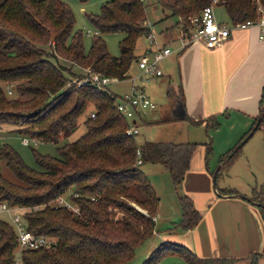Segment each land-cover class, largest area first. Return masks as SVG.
<instances>
[{"label":"trees","instance_id":"16d2710c","mask_svg":"<svg viewBox=\"0 0 264 264\" xmlns=\"http://www.w3.org/2000/svg\"><path fill=\"white\" fill-rule=\"evenodd\" d=\"M209 1L160 0L167 10L161 19L174 17L167 29L178 26L186 33L189 17ZM257 3L264 7V0H218L217 5L226 15V23L234 24L255 19ZM144 6L141 0H109L99 13L88 15L100 33L122 34L119 54L112 56L104 40L96 35L85 50L82 33L74 29V14L64 0L0 3V125L9 123L15 126L12 131L57 144L58 152L52 156L33 150L38 164L35 169L27 166L11 146L0 147V159L5 160L17 179L10 181L0 173V202L22 207L28 229L54 237L50 246L25 247L17 253L16 229L0 218V264H125L135 247L156 230L160 201L140 164L135 163L138 147L141 164L160 163L174 188L179 189L198 143L157 140L137 146L134 136L126 134L128 121L114 107L115 93L87 81L65 87L68 73H76L68 69L73 66L118 80L129 76L138 58L136 41L149 30L144 23ZM8 84H14V94L19 98L8 96ZM49 94H54V102ZM88 103H92L95 117L89 115L83 120L85 127L80 136L59 144L77 128L78 117ZM260 106L251 127L259 117L256 128L262 130L264 139V90ZM234 152L226 155L225 161ZM207 153L209 148L204 159ZM63 195L78 210L52 202ZM177 195L180 214L170 220L165 229L169 232L192 228L201 215L190 195ZM257 206L264 221V201L260 199ZM114 208L121 214L117 215ZM169 251L182 258L172 264H230L234 259L225 255L201 256L185 244L166 239L152 248L140 264H155ZM18 254L20 263L16 262ZM261 254L264 252L249 251L245 255L248 264H256Z\"/></svg>","mask_w":264,"mask_h":264},{"label":"rangeland","instance_id":"374dc122","mask_svg":"<svg viewBox=\"0 0 264 264\" xmlns=\"http://www.w3.org/2000/svg\"><path fill=\"white\" fill-rule=\"evenodd\" d=\"M107 1L109 0H64V2L69 6L74 14V29L80 30L82 33V42L85 50H88L92 38L95 37L94 35H96L100 36L104 40L108 53L112 56H117L119 54L118 43L122 38V34L118 32L100 33L88 19V15L99 13L102 5ZM159 1L160 0H148L144 2V23L150 26V29L155 32L156 36L158 35L159 31L168 36L173 33V30L170 31L167 29V27L170 25L167 27H165V25L172 23L174 21V17L169 16L167 18L165 17L161 19L167 14V10L165 9L162 11L163 7ZM1 2L2 0H0V3ZM213 13L216 20L226 23V15L220 5L214 6ZM176 44L177 42H175L172 46H175ZM149 46L150 41L147 38V35H141L136 41L135 53H143L145 48ZM59 60L61 62L63 61V63H66V65H70L68 61L60 57ZM159 66L163 70V75L154 80L144 82L143 84L145 89H143L156 104V107L147 111L145 115L155 112L158 114V116H160V119H148V121L145 122L142 120L138 121V133L134 136L136 145L141 146L145 142L157 140L196 142L198 144L192 154L189 169L183 179L185 187L189 188L187 190H191L193 192L198 191L201 193V189H208L213 194H216L215 190L213 191L212 188V185L214 184L216 191L219 189L233 190L236 191V193L244 195L251 200L255 199L256 202H260V199L264 201V139L262 130L260 128H255L251 135L234 152L232 157L225 161L226 155H229L233 147L244 136L243 135L236 142V140L239 138L238 134H240V130L242 129H240V121H236L235 123L237 124L232 129L230 127L231 124L226 125L227 123L222 121L218 127L205 126L204 123H191L187 119L178 123H171L169 121L171 120L170 114H172L170 106L174 101L171 91L172 87L166 73L165 62L160 61ZM68 69L71 71L72 69L73 71L76 70V73H68V81L66 82L65 87L71 86L72 84L78 85L79 81L84 78L85 70L77 66H73L71 69L68 67ZM130 73L131 76L134 75L133 77L137 76L139 73L135 61L130 67ZM81 75H83V77ZM138 82L141 81L138 80ZM138 84H142V82ZM8 87H10L11 90L10 92H7L8 96L14 95L18 98L20 97L18 94H14V84H8L7 88ZM129 88L130 82L127 79L113 81L107 84L105 87V89L116 94L124 93L128 91ZM176 91L177 88L175 89V93ZM49 95L52 99H50L51 102H54V94ZM92 110V103H88L86 111L78 117L77 128L67 137L62 138L59 141V144H61V142L64 140H74L84 132L85 126L83 124V120L89 117ZM249 123H251V120ZM14 127V125L9 123L0 125V147L4 145L11 146L21 156L22 160L27 166L35 169L38 168L33 150H36L41 154H48L52 156L58 155L56 147L57 144L51 142L39 141L38 143L30 142L28 145L23 144L22 138L24 135L16 131H12ZM206 148H209V153H207V157L204 159ZM220 160L225 163L222 164V166L215 173L214 183L212 182L211 176L209 175L210 178L208 177V184H204L198 168L203 167V169L208 173H213ZM139 167L147 176L156 192L160 195L161 201L163 202L161 210L162 213H166L167 211L170 212L172 210V203L176 202L177 200V193H179V189L176 190L174 188L171 177L167 170H165L160 163H152L148 161L143 162L139 165ZM0 173L3 177L10 181H17L13 171L6 164L4 159H0ZM61 198L62 199H55L52 202H65L63 200H66V195H63ZM195 199H198V194ZM66 201H68V199ZM133 204L136 203L133 202ZM73 206L75 205L70 204L71 208ZM254 206L255 208H258L256 204ZM262 208L264 210V207ZM114 209L117 211V215L121 214L118 208ZM17 211H19V213L22 212V210L19 208H12V211L0 208V218L14 225L11 213H15ZM257 214V230L252 232L247 237L251 238V235L256 234L255 241L264 242V221L261 219L260 213ZM157 218L158 217L156 214V230L141 244L135 247L133 256L125 264H140L152 248L159 244L160 241L166 240L165 235H167V232L163 229L168 228L170 221H165L163 219L159 221ZM228 234H230L229 238H227V240L224 239V242L229 243L227 253L234 255V259L230 264H246V262L249 260H247L244 255L238 256L239 254H235L237 249H242L238 246L239 243H244L245 240L242 236V228L239 230H237L235 227L231 228ZM20 249V246L17 245V253L20 252ZM181 260L182 258L176 252L169 251L165 252L155 264H172L175 262H180ZM257 264H264L263 256L258 257Z\"/></svg>","mask_w":264,"mask_h":264},{"label":"crops","instance_id":"0c3cea01","mask_svg":"<svg viewBox=\"0 0 264 264\" xmlns=\"http://www.w3.org/2000/svg\"><path fill=\"white\" fill-rule=\"evenodd\" d=\"M164 10L162 8V11ZM173 22L168 23L165 27L171 26ZM147 26L150 28L149 25ZM170 31L173 33L168 36L159 31L157 35L159 44L173 45L180 36L184 35L178 26ZM258 35V27L251 25L244 29L233 30L224 41L212 47L201 41L193 42L181 50L177 48V44L172 46V53L162 61L166 64L171 91L175 93L177 88V91L181 93V100L178 97L171 104L172 114H170L171 120L169 121L178 123L187 119L191 123H204L205 126L214 127L220 126L222 121L227 123L226 125L231 124L232 129L237 124L235 122L239 120L240 129H242L236 142L245 135L261 108L260 99L264 90V38H259ZM150 51L151 46L144 50L148 54ZM133 76L129 69V76L122 80L127 79L131 87ZM138 80H136L137 84L144 83L143 81L138 82ZM142 87L144 88V84ZM174 103L177 104L175 108ZM182 111L185 113L183 117L180 116ZM148 119L159 120L160 116L151 112L144 114L141 118L144 122ZM250 120L251 123H249ZM221 166L219 162L216 172ZM198 171L204 184H208L209 175L212 180L213 173H208L203 167H199ZM182 183L179 193L190 195L201 215L197 224L192 228L178 229L173 232L163 229L167 232L166 239L184 243L201 256L234 257L227 253L229 243L224 242V239L229 238V230L235 227L237 230L242 228V236L245 239L244 243L238 245L242 249H237L235 254L245 256L251 250L264 252V242H256V234L251 235V238L247 237L257 230V213H260V210L255 208V204L239 195H226L225 189L218 190L221 194H213L208 189H201V193H199L195 190V192L187 190L189 188ZM233 192L236 193V191ZM197 194L198 199H195ZM162 203L160 198L157 209L159 221L178 218L180 214L178 197L176 202L172 203L170 212L162 213ZM260 216L263 220L261 213ZM260 256L264 257V254Z\"/></svg>","mask_w":264,"mask_h":264},{"label":"built area","instance_id":"2783aa9c","mask_svg":"<svg viewBox=\"0 0 264 264\" xmlns=\"http://www.w3.org/2000/svg\"><path fill=\"white\" fill-rule=\"evenodd\" d=\"M143 2L148 0H141ZM218 0H210L204 5L196 15L190 16L188 19L187 32L183 36L177 39V48L182 49L187 45L201 41L207 46H214L224 41L233 30L244 29L251 25H256L259 29V38H264V7L259 3L256 4L257 17L255 19H246L234 24H227L216 20L213 8L217 5ZM147 38L150 41L151 51L150 53H142L138 56L136 64L139 70L137 76L132 78V84L128 91L116 95L114 107L115 109L128 121V127L126 134L135 136L138 133V121L149 110L154 109L156 104L145 92L141 84H137L136 80L147 82L162 75V69L159 66L166 56L172 53V45H162L158 43L157 36L153 30L149 28L146 32ZM85 75L78 84L90 82L99 88H103L108 83L117 81L116 77L106 76L99 72L91 71L90 69H84ZM10 92V87L7 88ZM92 118L95 117L94 112L90 113ZM30 142L38 143L37 137L24 136L22 143L28 145ZM141 152L140 148L136 149V164H141ZM60 199H62L60 197ZM67 206L70 207V203L63 200ZM0 208L8 211H12V208L23 209L20 206L12 207L8 206L5 202H0ZM74 210H78L77 206L72 207ZM12 221L17 233V240L20 248L25 247H38V246H50L54 239L52 236L44 234H37L36 232L28 229L25 225L23 218V210L11 213ZM16 262L20 263L21 259L16 257Z\"/></svg>","mask_w":264,"mask_h":264},{"label":"water","instance_id":"95a60500","mask_svg":"<svg viewBox=\"0 0 264 264\" xmlns=\"http://www.w3.org/2000/svg\"><path fill=\"white\" fill-rule=\"evenodd\" d=\"M173 94V99H174V101L176 100V98H178L179 97V92L178 91H176V93H172ZM176 103H174V108L176 107ZM184 111H182V113H181V117H183L184 116ZM258 122H259V117L256 119V121H255V123L253 124V126L251 127V129L242 137V139L233 147V149H232V151H231V153L232 152H234L235 150H237L238 149V147L251 135V133H252V131L256 128V126H257V124H258ZM231 153H229V155L231 154ZM228 155V156H229ZM216 170H217V168L215 169V171L213 172V174H212V182L214 183V180H215V172H216ZM212 187H213V189L215 190V192L217 193V191H216V189H215V187H214V184L212 185ZM217 194H221V193H217ZM226 195H239V196H241L242 198H244V199H246V200H248V201H250V202H253L254 204H258L259 202H256V201H252V200H250L248 197H246V196H244V195H241V194H238V193H225Z\"/></svg>","mask_w":264,"mask_h":264}]
</instances>
